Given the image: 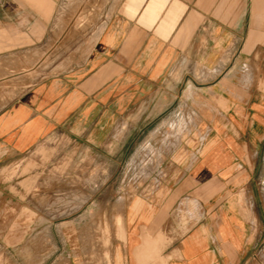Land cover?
<instances>
[{
  "label": "crops",
  "instance_id": "obj_1",
  "mask_svg": "<svg viewBox=\"0 0 264 264\" xmlns=\"http://www.w3.org/2000/svg\"><path fill=\"white\" fill-rule=\"evenodd\" d=\"M58 6L0 0V56L40 49ZM82 57L0 111V160L56 132L104 148L142 107L197 100L217 129L197 131L171 192L124 205L118 264L250 259L264 243V0H120Z\"/></svg>",
  "mask_w": 264,
  "mask_h": 264
},
{
  "label": "rangeland",
  "instance_id": "obj_2",
  "mask_svg": "<svg viewBox=\"0 0 264 264\" xmlns=\"http://www.w3.org/2000/svg\"><path fill=\"white\" fill-rule=\"evenodd\" d=\"M119 1L59 0L40 49L0 56V111L80 63ZM196 101L142 107L104 148L56 132L1 159L0 264H118L124 205L171 192L184 175L174 165L196 158L197 131L217 129L198 120ZM242 264H264V243Z\"/></svg>",
  "mask_w": 264,
  "mask_h": 264
}]
</instances>
